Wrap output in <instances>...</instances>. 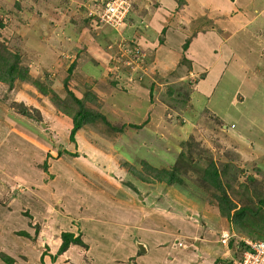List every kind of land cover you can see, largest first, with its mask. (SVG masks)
I'll return each instance as SVG.
<instances>
[{
    "label": "rangeland",
    "instance_id": "374dc122",
    "mask_svg": "<svg viewBox=\"0 0 264 264\" xmlns=\"http://www.w3.org/2000/svg\"><path fill=\"white\" fill-rule=\"evenodd\" d=\"M105 1L0 0V64L16 63L14 78L5 76L6 80H0V226L5 209H16L24 216V230L34 238L19 235L21 225L14 227L15 233L30 243L26 247L36 253L35 262L43 249L48 252L50 243L56 244V250L50 248L44 264L55 260L57 264H116L119 261L90 250L93 222L86 215H80L78 222L69 220L71 227L63 230L79 235L85 246L71 243L52 261L50 254L57 252L61 237L60 232H50L45 218L48 213H44L47 208L41 211L39 207L38 188L45 184L54 192L51 179L57 177V185L72 178L104 188L112 198L128 200L125 193L134 186L136 195L147 190L159 194L147 205L181 214L183 220L190 221L197 236L205 237L215 253L213 264L235 262L242 253L244 239L264 240V86L257 79L263 73L253 67L258 63L264 69V51L250 38H245L244 45L232 41L237 54L225 60L228 66L211 98L197 93L189 98L204 75L189 73L191 64L183 53L185 42L166 65L156 59L163 58L157 48L164 44L167 30H185L184 14L163 5L158 19L163 30H154L151 18L163 1L129 0L124 25L116 30L95 16ZM175 2L182 6L185 0ZM199 22L200 18L195 19L192 31L201 25ZM136 48L143 54L140 59L131 53ZM135 86L142 89L136 90ZM236 90L245 95L243 104L237 94V102L233 101ZM75 97L82 99V107L91 112L86 110L89 112L82 120L88 122L72 140L70 115L80 110ZM206 107L222 121H217ZM96 112L105 115L106 121L100 117L89 119ZM54 114L64 115L60 127L51 120ZM27 130L35 133L37 141L27 138ZM237 131L240 138L248 134L255 141L251 138L244 143L234 136ZM58 153L59 162L63 161L68 170L57 176L50 168L44 173L41 163H52ZM144 163L157 169L175 167L182 179L181 188L159 184L163 181L154 179L152 169ZM136 170L151 177L155 184L141 182ZM36 171H41V177L26 181ZM68 180L59 190L63 194L59 195L61 202L51 204L66 219L80 209L78 205L95 198L78 190L76 181L73 184ZM34 200L37 205H30ZM94 202L92 211L88 210L92 218L95 214L96 220L108 225L119 216L116 205L99 203L97 198ZM99 204L105 205V210ZM229 204L227 216L224 209ZM29 206L42 220L33 219ZM240 209V217L233 215ZM225 233L226 242H222ZM177 234L175 237L181 238L182 234ZM188 238L177 241L175 252L180 257L191 254ZM196 254L199 257V252ZM28 256L21 253L20 258L26 260Z\"/></svg>",
    "mask_w": 264,
    "mask_h": 264
},
{
    "label": "crops",
    "instance_id": "0c3cea01",
    "mask_svg": "<svg viewBox=\"0 0 264 264\" xmlns=\"http://www.w3.org/2000/svg\"><path fill=\"white\" fill-rule=\"evenodd\" d=\"M160 1H163L164 4L159 5L160 7L157 8L158 10L151 18V28L154 30L160 29L162 25L158 20L161 16L160 10H163V7L167 5L170 9H173V11L177 9L179 15L184 14L183 29L185 30L180 31L177 28L168 29L166 36L167 40L165 39L164 44L161 46L159 45L157 48L160 57L163 56V58L156 59L163 66L164 64H167V60H171V58L173 60L178 51V46H180V43L185 42L187 34L190 33V36L187 39V48L183 50L185 58L191 64V70L189 73H191V76L200 73L204 75L203 78L198 79L195 83L197 90L193 88L194 90L189 93V98H193L196 93L203 97L205 96L208 99L211 98L213 91L218 86V82L222 77L224 69L228 66L225 60L229 61L231 55L237 54L232 41L244 45L245 38H250L260 51H264V0H185L182 6H176L177 3L175 0ZM259 2H261V5H256V3ZM169 18L170 16L168 19ZM198 18H200L201 23L199 22V24L201 25L192 31L194 27L192 23ZM162 28L163 27H161V29ZM189 28H191V30ZM253 67L254 70L263 73V76H258L257 79H259L260 84L264 86V69H261L258 63ZM134 89L139 90L142 89V87L135 86ZM236 94L238 95L240 104H243L247 100L244 99L245 95L240 90H236L233 97L235 103L237 102V97H235ZM206 109L213 112L207 107ZM213 114L215 115V112H213ZM63 116L56 115L51 118V120L56 121V125L60 127L59 121H62L61 118ZM234 126V124H231V127ZM51 128L54 129L55 127ZM53 131L58 132L52 130L51 133H53ZM26 133L25 135L27 138L36 140L34 132L27 130ZM240 134L241 133L237 131L234 136L243 142L253 138L250 135L248 136V134H246L244 138H240ZM12 136L15 135L12 134ZM20 138L23 139L24 137L20 136ZM37 174L39 175L36 178ZM41 174V171H36L33 177L27 176L28 180L26 181L34 182V179L40 178ZM53 174L57 176L58 172H53ZM72 175L74 177L75 173L71 174V176ZM56 178L57 177L49 181V183H52V187H50L54 188V192H50L51 190L44 186L45 184L38 188L40 191V196H38L39 207L41 211L44 206L47 208V211L44 213H48L45 218L48 220L47 223L51 229L50 232H53L52 234L58 232L61 233L63 230L71 227L69 226V220H72V222H78L80 215H86L90 217V222H93L92 226L90 225V228L94 232V236L92 237L93 240L90 242L88 238V242H90V244L92 243L90 250L101 252L111 260L116 262L119 261L120 264H213L212 260L215 258V253L211 252L210 247L207 244L208 241L205 242V237L201 234L197 236L198 233L195 231V228L189 230L185 235H181V238L175 237L180 234L169 230L168 227L170 225L164 221L172 220L171 217L176 213L169 212L162 207L160 208L151 204L147 205V202L151 198L158 199L157 197L159 194L157 192L152 194L151 190H147L144 193L145 195L142 194L140 196V194L136 195V187L130 186L128 189H130L131 192L127 189V193H125L128 200L119 198L115 199L112 198L104 188L75 180L77 182L78 190L83 189L85 194L89 193L95 198L92 199V197H90V200L87 198L89 201L87 200V204H84V206H86L78 205L80 209H75L72 212V218L69 216L70 219H66V217L62 216L61 210H56L55 207L54 211L51 207L53 202H61L62 199H59V195L61 196L63 194L59 190L62 189V185L68 180L63 179L56 185ZM68 181H73V179L69 178ZM75 181H73V184L76 183ZM145 183H148L149 185L155 184L153 182ZM159 184L164 183L159 182ZM167 191L170 190L167 188ZM163 195H165V193ZM144 197L146 199H144ZM96 198L99 200V203H106L113 206L116 205V210L119 216H114L112 218L113 221L111 219V222H107L108 225L104 224L103 221L102 223L100 220H96L98 216L93 212L94 218L88 213V210L92 211V207L95 205L94 200ZM191 200L193 199L191 198ZM42 201H45V204ZM68 201H70L69 203H73L71 200ZM33 204L37 205L35 200L30 203V205ZM48 205L51 208H49ZM67 205H69L68 202ZM99 206L105 210V205L99 204ZM122 208L124 211H122ZM29 209L32 211L31 215L34 217V220L41 219V217H38L37 219L36 215L38 216V214H36L35 209L33 210L31 206H29ZM3 214L4 218L0 226V251L14 257L17 264H33L37 258L36 253L31 251L29 247H26V245L30 243L28 241L25 242L23 236L17 235L15 233L16 229L14 228L16 225H21L20 229H24L23 222H26L27 225V221H25L24 216H22L20 212H17L16 209L13 210V208L5 209ZM167 215L168 217L165 218ZM179 216H181V214H179ZM105 225L106 228L104 229ZM108 230L113 231L107 232ZM44 231L47 232L48 229ZM176 238H178V240ZM186 238L189 239L187 242L190 245L192 244V247H188L191 254L190 256L187 255L186 257H180L178 253L175 252V250L179 248L177 247V241ZM57 244L59 245V238H57ZM48 247V252H50V248L52 247L56 250V244L49 243ZM171 249L174 252H171ZM188 249L185 248L184 251ZM198 252L199 257L196 256V253ZM21 253H27L29 255L26 260L20 258ZM30 254L34 257L32 258ZM30 257L32 258L31 261L29 260ZM57 262L58 261L55 260L53 264H57ZM80 262L82 263V261ZM0 264L6 263L0 259Z\"/></svg>",
    "mask_w": 264,
    "mask_h": 264
},
{
    "label": "trees",
    "instance_id": "16d2710c",
    "mask_svg": "<svg viewBox=\"0 0 264 264\" xmlns=\"http://www.w3.org/2000/svg\"><path fill=\"white\" fill-rule=\"evenodd\" d=\"M163 30V29H162ZM161 30V31H162ZM188 44V40L185 41L184 45L187 46ZM185 46V47H186ZM0 65H3L2 67H0V80H6V77H9L10 80H12L13 77V74H14V71L16 69V63H5V64H0ZM2 68V70H1ZM70 70V69H69ZM74 97V95H73ZM75 101L77 102V104L79 105L80 107V110H78L73 116L70 115L71 119H72V127L70 129V133H69V136L70 138L73 140L75 134L77 133V131L79 129H81L83 127V125L88 122V121H84L82 120L85 115L90 111L89 109H85V107H82L83 105V100L82 99H79V98H74ZM81 105V106H80ZM86 110H89L88 112ZM23 114H24V111H22ZM87 112V113H86ZM91 112V111H90ZM91 116L89 119L93 120L95 119L96 117H100L103 121H106V116L103 115L102 113L100 112H96L94 114H91L89 115ZM215 118L217 119V121H221V119L219 117H217L215 115ZM89 122H92V121H89ZM223 123V122H222ZM26 145V144H25ZM27 150H29L30 148H27L25 147ZM38 151L40 149H37ZM30 151V150H29ZM40 152V151H39ZM59 155V156H58ZM60 153L57 154L58 157H54L52 158V163L50 162H43L41 163L42 165V171H44V173L48 172V169L50 168V172H62V171H65L68 169V167L65 165V163L62 161L61 163L59 162V157H60ZM57 158V159H56ZM51 159V158H50ZM145 166H150V168L152 169L153 171V178L154 179H157L159 181H163V183H166L167 185H175L179 188H181V184L180 182L182 181V179L179 177L178 175V172H177V169L175 167H173L172 169H166V168H163V169H157L155 167H152L151 165H147V163H144ZM40 165V164H39ZM29 169H32L34 170V168L30 167L29 166ZM36 170V169H35ZM141 171V169H139ZM139 170H136V174L139 178V180L141 181H144V182H151V177L149 178V176L147 177V175H144V173L142 172H139ZM210 168H208L206 171L208 174H211L212 172H209ZM216 169H213V174L217 176L216 174ZM51 176V174H50ZM20 178H22L23 180L24 177L20 175ZM223 201H225V199L223 198ZM230 209H231V206L230 204L227 205V209L225 208L224 209V212L226 213L227 216H229L230 214ZM220 210L222 211V206H220ZM235 214V216H238L240 217L241 216V209L235 213H233V215ZM161 215H165V214H161ZM168 217L165 216V218ZM172 220L170 221H164L165 223H168L170 226L168 227L169 230L171 231H175L176 233H181L182 235H185L186 233H188L189 230H193L194 228L192 226H190L191 224L189 223L190 221H185L183 220V217L182 216H179L177 214H175L174 216L171 217ZM190 224V225H189ZM18 234L19 235H23V236H26V237H30V234L28 233V231L22 229L20 231H18ZM60 237H61V244L57 250V252L55 253V255H51V259L52 261H54L56 259V257L63 251H65L69 245L71 243H77V244H80V245H84V240H82L80 238L79 235H74V233L70 232V231H63L60 233ZM30 238H34L33 236H31ZM247 247V245L245 244L244 240L242 241V250ZM49 252H46L45 249H43L40 253V256H39V261L37 262H34L33 264H44V256L47 255ZM0 259L5 262L6 264H17L16 263V259L14 257H12L11 255L5 253V252H2L0 251ZM31 261V260H30Z\"/></svg>",
    "mask_w": 264,
    "mask_h": 264
},
{
    "label": "built area",
    "instance_id": "2783aa9c",
    "mask_svg": "<svg viewBox=\"0 0 264 264\" xmlns=\"http://www.w3.org/2000/svg\"><path fill=\"white\" fill-rule=\"evenodd\" d=\"M130 6L129 0H107L102 5L100 11L95 13V16L101 22L111 25L118 30L121 25H124ZM140 50V48L131 50L134 58L140 59L143 56ZM226 236L227 233L223 235L222 242H226ZM244 242L247 247L242 250L236 261H232L230 264H264V240L244 239Z\"/></svg>",
    "mask_w": 264,
    "mask_h": 264
}]
</instances>
